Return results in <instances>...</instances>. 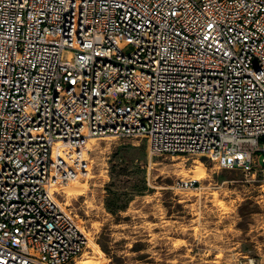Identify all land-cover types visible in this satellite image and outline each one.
<instances>
[{
    "label": "built area",
    "instance_id": "obj_1",
    "mask_svg": "<svg viewBox=\"0 0 264 264\" xmlns=\"http://www.w3.org/2000/svg\"><path fill=\"white\" fill-rule=\"evenodd\" d=\"M134 137L264 172V0H0V264H75L56 190Z\"/></svg>",
    "mask_w": 264,
    "mask_h": 264
},
{
    "label": "rangeland",
    "instance_id": "obj_2",
    "mask_svg": "<svg viewBox=\"0 0 264 264\" xmlns=\"http://www.w3.org/2000/svg\"><path fill=\"white\" fill-rule=\"evenodd\" d=\"M88 157V190L68 201L58 196L88 238L83 251L103 264H264V172L246 176L207 158L150 157L136 137L93 139ZM198 162L205 178L195 190H180Z\"/></svg>",
    "mask_w": 264,
    "mask_h": 264
},
{
    "label": "bare ground",
    "instance_id": "obj_3",
    "mask_svg": "<svg viewBox=\"0 0 264 264\" xmlns=\"http://www.w3.org/2000/svg\"><path fill=\"white\" fill-rule=\"evenodd\" d=\"M93 139H91L89 142H91ZM86 150H89V143L86 146ZM86 152H84V156ZM192 175H191V180L194 181H199L205 178L206 176V166L204 165V163L202 162H198V164L195 166V168L191 171ZM83 182H80L78 179L77 180H73V181H69V182H62L59 185V188L56 190V192L58 193V195H61L62 197H64V200H69L71 197H76V196H82L85 191L88 190V184L87 181L89 178H93L92 176L84 175L83 176ZM191 195L193 196H197L198 193L197 192H191ZM217 200V199H216ZM68 203V202H65ZM218 205H221L220 202L217 201ZM67 205V204H66ZM85 238H86V247L88 246V238L86 237V235L84 234ZM178 242V241H177ZM179 245V243H177ZM85 247V248H86ZM221 259V255H219L216 258V261H214V263H218V261H220ZM106 260L101 259V258H97L94 255H90L88 252L83 251L81 253V255L76 259L75 264H103ZM250 263V262H249ZM252 264V263H251Z\"/></svg>",
    "mask_w": 264,
    "mask_h": 264
},
{
    "label": "trees",
    "instance_id": "obj_4",
    "mask_svg": "<svg viewBox=\"0 0 264 264\" xmlns=\"http://www.w3.org/2000/svg\"><path fill=\"white\" fill-rule=\"evenodd\" d=\"M124 161L121 159V158H119V160H118V165H121L122 163H123ZM102 249H103V247H102Z\"/></svg>",
    "mask_w": 264,
    "mask_h": 264
}]
</instances>
